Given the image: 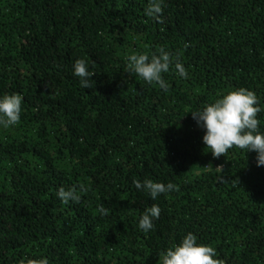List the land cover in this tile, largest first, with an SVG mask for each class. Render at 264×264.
Masks as SVG:
<instances>
[{
	"label": "trees",
	"instance_id": "trees-1",
	"mask_svg": "<svg viewBox=\"0 0 264 264\" xmlns=\"http://www.w3.org/2000/svg\"><path fill=\"white\" fill-rule=\"evenodd\" d=\"M147 2L0 0V95L23 97L19 123L0 128V264H158L189 232L223 264H264V166L236 147L213 157L191 115L239 88L264 110V0H165L158 19ZM160 48L189 73L162 74L167 92L126 71ZM144 179L176 189L153 201L134 187Z\"/></svg>",
	"mask_w": 264,
	"mask_h": 264
},
{
	"label": "clouds",
	"instance_id": "clouds-1",
	"mask_svg": "<svg viewBox=\"0 0 264 264\" xmlns=\"http://www.w3.org/2000/svg\"><path fill=\"white\" fill-rule=\"evenodd\" d=\"M165 0H148L145 15L158 19L165 7ZM126 71L134 74L149 85H156L167 92L169 84L163 78L172 68L183 79L189 76L179 54L175 56L160 48L158 53L133 52L126 57ZM72 74L79 78L84 89L90 88L92 73L88 63L80 58L72 65ZM23 97L19 93L0 95V128L9 129L20 121ZM264 111L259 106L257 95L248 89L239 88L228 91L218 96L213 102L205 104L191 113L197 125L203 129L202 142L206 150L213 157L219 158L234 147L246 152H255L257 167L264 166V131L260 130L261 121L257 114ZM220 169V168H217ZM227 183V182H226ZM137 190L148 194L155 201L161 194L171 193L176 185L155 182L151 179L143 181L134 180ZM231 184L235 187L237 180ZM81 190L83 186H81ZM58 196L64 203L79 202L80 196L75 188L58 190ZM103 211V209H101ZM161 208L158 204L147 206L138 221V228L147 233L154 227V221L159 219ZM158 264H223L216 257V250L209 246L198 243L197 236L189 232L178 244H173L164 251L158 253ZM19 264H50L46 257L36 259H22Z\"/></svg>",
	"mask_w": 264,
	"mask_h": 264
}]
</instances>
